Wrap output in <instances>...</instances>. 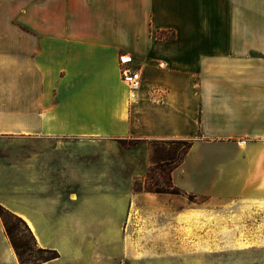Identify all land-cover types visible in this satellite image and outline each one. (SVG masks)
Instances as JSON below:
<instances>
[{
  "label": "crops",
  "instance_id": "obj_1",
  "mask_svg": "<svg viewBox=\"0 0 264 264\" xmlns=\"http://www.w3.org/2000/svg\"><path fill=\"white\" fill-rule=\"evenodd\" d=\"M169 139L192 142L171 173L201 199L185 226L112 241L78 221L108 218V198L74 188L122 185L127 213L169 204L133 190L148 141ZM0 204L59 250L40 264H264V0H0ZM0 264H21L1 216Z\"/></svg>",
  "mask_w": 264,
  "mask_h": 264
},
{
  "label": "trees",
  "instance_id": "obj_2",
  "mask_svg": "<svg viewBox=\"0 0 264 264\" xmlns=\"http://www.w3.org/2000/svg\"><path fill=\"white\" fill-rule=\"evenodd\" d=\"M174 36V32H157L158 39L173 38ZM130 140H134V142ZM117 141L126 148L140 142V140L135 141V139L128 138H120ZM150 144L152 165L145 179L135 180V192L145 190L152 193H165L170 187L182 191L173 184L171 173L183 162L186 153L192 146V142L186 139H174L152 141ZM184 193L187 194L186 192ZM187 195L190 200L198 198L194 194ZM0 216L4 223L5 233L21 264H40L60 256L58 250L40 246L27 221L1 204Z\"/></svg>",
  "mask_w": 264,
  "mask_h": 264
},
{
  "label": "rangeland",
  "instance_id": "obj_3",
  "mask_svg": "<svg viewBox=\"0 0 264 264\" xmlns=\"http://www.w3.org/2000/svg\"><path fill=\"white\" fill-rule=\"evenodd\" d=\"M172 140V139H169ZM132 141V140H130ZM136 141V140H135ZM159 140L148 141L150 146V159L152 163V149L151 142ZM134 142V140L132 141ZM140 143V142H139ZM139 143L131 146L134 147ZM116 146H123L118 141L114 143ZM129 147V148H131ZM152 165V164H151ZM135 180H140L136 178ZM135 182V181H134ZM73 189V188H71ZM80 196L92 195L97 197H106L108 198V218L106 217H93L90 219H81L78 220L81 223H90L92 228L103 226L104 222H108V233L111 230L112 234H108V238L115 239V237H120V229L130 227V226H140V227H167V226H185V212L186 209L190 208V204L195 202H201V199L190 200L189 196L182 191L173 189L172 187L167 189L162 196H166L169 199V204L163 205L154 210L146 209L141 210L137 209L136 201L130 203V208L127 213V197L125 193L126 188L122 185H115L108 183V186H97V187H80L74 188ZM134 190V184H133ZM135 192V190H134ZM147 192L143 190L141 193ZM140 193V192H135ZM123 206V209H122ZM117 233V235H116ZM117 240V239H115ZM52 243H56L53 242ZM119 243V242H118ZM117 243V246H112L108 248V255H113L116 258H120V246ZM57 245V244H56ZM59 245V244H58ZM57 249V248H55ZM58 250V249H57ZM59 251V250H58ZM113 257V258H114Z\"/></svg>",
  "mask_w": 264,
  "mask_h": 264
},
{
  "label": "built area",
  "instance_id": "obj_4",
  "mask_svg": "<svg viewBox=\"0 0 264 264\" xmlns=\"http://www.w3.org/2000/svg\"><path fill=\"white\" fill-rule=\"evenodd\" d=\"M122 63H126V59L124 57L121 58ZM123 80L129 86L132 92L138 90L142 84V74L139 69L123 70Z\"/></svg>",
  "mask_w": 264,
  "mask_h": 264
}]
</instances>
